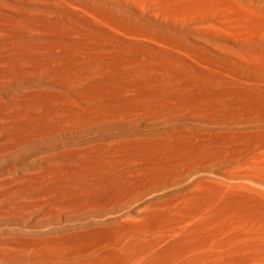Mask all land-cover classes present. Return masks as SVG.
<instances>
[{"label": "bare ground", "instance_id": "1", "mask_svg": "<svg viewBox=\"0 0 264 264\" xmlns=\"http://www.w3.org/2000/svg\"><path fill=\"white\" fill-rule=\"evenodd\" d=\"M251 154L264 187V0H0V264H196L198 232L130 240ZM233 206L226 253L264 228Z\"/></svg>", "mask_w": 264, "mask_h": 264}, {"label": "rangeland", "instance_id": "2", "mask_svg": "<svg viewBox=\"0 0 264 264\" xmlns=\"http://www.w3.org/2000/svg\"><path fill=\"white\" fill-rule=\"evenodd\" d=\"M251 157H253V154H251L248 159L240 158L241 160H237L236 162L219 165L215 168L216 172L208 175L209 177L198 175L182 180L169 188L166 193L169 196L168 198L171 200V203L176 206L177 211L174 210L176 213L171 212L167 218V223L159 227V229L157 228L154 231L144 232L145 235L143 234V237L137 240H130V250H132L134 246L137 247L138 243L139 245H142L150 242L152 235H157L158 240L161 242L160 245H162L172 238H174L175 241L177 240L176 243H179L188 232L195 231L198 232V236L194 237L191 243L195 246L194 249L196 250H194L196 264H258V262L259 264H264V259H260L259 261L252 258L258 251L255 250L254 252V249L251 250L248 247L250 243L248 234L253 236L254 239H260V243H262L261 239H264V232H260L262 231V226H255L252 228L253 230L249 228H245L246 230L244 228L241 229L240 249L234 250L233 253L229 251L226 253L225 250L222 249V245L226 242L225 238L230 235L225 233V236H220L221 239H218L217 237L215 238L213 233L215 234L216 228L213 229L212 227L215 226L210 224V221L213 220L214 217L219 216L221 211L230 204H234L233 207L240 210L241 217L264 214V187L263 184L261 185L260 182L253 179L252 175H255V173L252 171L250 162L255 159V156L253 158ZM219 174L222 175V177L218 176ZM189 180L192 182H189ZM193 184L196 186V190H194L195 186ZM253 208L256 209L253 210ZM135 209L136 206L131 209L130 215L125 220V223L129 221V223H127L128 226H136L139 216ZM234 217L235 216L233 215V218ZM243 231L245 232L244 235L242 233ZM246 232L248 233L246 234ZM229 233L231 234V232ZM147 234L151 235L147 236ZM223 238L225 241H223ZM216 253H218V255ZM132 262L133 261L128 264H132Z\"/></svg>", "mask_w": 264, "mask_h": 264}]
</instances>
